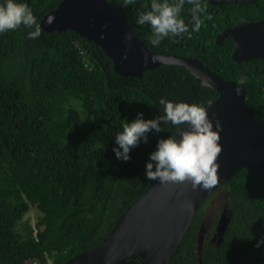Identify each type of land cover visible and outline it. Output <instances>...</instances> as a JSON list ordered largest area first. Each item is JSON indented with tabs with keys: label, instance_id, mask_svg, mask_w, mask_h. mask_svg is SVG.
<instances>
[{
	"label": "trees",
	"instance_id": "1",
	"mask_svg": "<svg viewBox=\"0 0 264 264\" xmlns=\"http://www.w3.org/2000/svg\"><path fill=\"white\" fill-rule=\"evenodd\" d=\"M151 50L200 60L224 79L244 83L245 104L255 117L264 118V61L232 59L234 41L217 35L229 27L264 17V0L207 5L204 19L193 32L187 2L180 13L189 33L150 43L149 25L137 16L150 10L151 0H107ZM27 4L37 22L61 0H14ZM163 2V0H160ZM174 0H169L173 3ZM6 0H0L4 5ZM34 28L21 25L0 33V264H64L75 254L101 242L115 222L153 182L146 164L159 139L175 136L177 127L162 124L130 150V159H117L115 134L139 113L145 120L163 115L161 97L172 102L208 105L218 91L201 84L190 69L159 65L141 77L118 74L102 48L71 30L46 31L29 39ZM154 163V162H153ZM155 170V164L153 166ZM226 191L231 219L219 245L204 243L197 250L203 206L199 207L168 264H264V179L240 168L220 191ZM40 211L34 227L19 228L31 206ZM208 238L212 236L209 232Z\"/></svg>",
	"mask_w": 264,
	"mask_h": 264
},
{
	"label": "water",
	"instance_id": "2",
	"mask_svg": "<svg viewBox=\"0 0 264 264\" xmlns=\"http://www.w3.org/2000/svg\"><path fill=\"white\" fill-rule=\"evenodd\" d=\"M253 1L209 0L212 4ZM49 16L55 18L51 24L47 23ZM40 26L46 31L71 30L93 41L111 59L118 74L141 77L147 69L177 64L190 69L202 85L218 91V97L203 106L213 121V130H217L216 120L221 124L218 184L210 190H193L189 182L162 185L159 179L153 180L127 206L99 244L75 254L64 264H168L209 195L243 167L264 178V119L250 113L242 86L240 94L236 95L235 81L223 79L196 58L149 49L124 21L120 9L107 0H61L42 18ZM129 35L130 40L126 39ZM228 36L235 44L233 60L261 58L264 61V17L225 29L217 36V41ZM182 128L186 129L187 124ZM229 218V210L221 211L215 233L218 245L223 240ZM205 230L206 227L201 226L197 234L199 255Z\"/></svg>",
	"mask_w": 264,
	"mask_h": 264
},
{
	"label": "clouds",
	"instance_id": "3",
	"mask_svg": "<svg viewBox=\"0 0 264 264\" xmlns=\"http://www.w3.org/2000/svg\"><path fill=\"white\" fill-rule=\"evenodd\" d=\"M186 2L192 5L190 9L191 23L194 25L192 31L199 32L201 26L204 24V19L211 20L213 18L211 14L207 13V5H202L201 0H174L173 3H169V0H163V2H160V0H151L150 10L142 11L138 14L136 23L141 26H150L152 35L149 39L154 47L159 46L161 41L166 37H177L184 33H189L188 25L180 18V13ZM135 3L136 0H123V7H128ZM202 13L204 14V19L201 18ZM54 19V17L49 16L47 23L51 24ZM21 25L25 28H34L33 31L28 33L29 39H35L41 35V26L28 5L16 3L14 0H6L4 5H0V33L16 30ZM190 35L191 33H189ZM126 39L130 40L131 36H126ZM223 39H220V43ZM245 80L246 77H241L238 82L235 81L237 83L235 89L236 95L240 94L241 86L244 88ZM159 104L163 107V115H159L155 119L145 120L143 113H139L134 121L125 123L122 131L115 134V142L119 146L113 148L115 156L117 159L129 160L131 158L129 155L130 150L137 147L141 140L147 143V134L149 132L155 131L159 133L164 131L165 129L161 125L171 123L177 127L179 139H177V135H171L167 139L158 140L156 150L150 153V162L146 164V178L149 180L159 179L162 185L169 183L184 184L189 182L193 190L212 189L219 182L217 158L222 151V146L218 143L221 139L219 135V130H221L219 120L215 122V128L217 130H213V121L209 118L207 110L198 104L172 102L163 97L159 99ZM213 116H215V113ZM185 124H187V128L183 129L182 126ZM154 164L155 170H153ZM216 190H218V193L208 202L214 198H218V196H221L223 201L216 204V208L211 213V217L207 216L206 210H202L203 213L200 215V221L203 218L205 225L207 223L211 224L209 232L212 231V236L213 233L217 232V222L216 226L212 224L215 213H218L220 216L221 211L229 210V221L232 215V210L228 207V202L225 198V189L220 191V187H218ZM228 224L224 234L228 229ZM207 228L208 226L206 230ZM209 238L207 236V240ZM260 244H264V238H261L256 246L259 247Z\"/></svg>",
	"mask_w": 264,
	"mask_h": 264
},
{
	"label": "rangeland",
	"instance_id": "4",
	"mask_svg": "<svg viewBox=\"0 0 264 264\" xmlns=\"http://www.w3.org/2000/svg\"><path fill=\"white\" fill-rule=\"evenodd\" d=\"M220 201H223V198L221 196H218V198L212 199L210 202H208L204 208L203 211H207V216L211 217L213 211L216 208V204ZM40 215V211L36 206H31L29 211L23 216L22 220L19 223V228L22 229L27 225H30L32 227L35 226L38 216ZM24 264H40L36 259H28L25 261ZM48 264H52L51 259H48Z\"/></svg>",
	"mask_w": 264,
	"mask_h": 264
},
{
	"label": "flooded vegetation",
	"instance_id": "5",
	"mask_svg": "<svg viewBox=\"0 0 264 264\" xmlns=\"http://www.w3.org/2000/svg\"><path fill=\"white\" fill-rule=\"evenodd\" d=\"M203 208H204V206H203ZM218 218H219L218 213H217V214L215 213V218H213V223H212V224H214L215 226H216V222H217ZM200 222H201L200 227H201V226H202V227H205V226L207 227V226H208L207 230L205 231L206 234H205V232L203 233V242H202V244H204L205 241H208L210 244L215 243V244L218 245V243H217V239H216V234H215V233H213V236L210 237L209 240H207V236H208L209 230L211 229V224H208V223H207V225H205V223H204V221H203V218H202V220H201ZM214 229H215V227H214ZM223 235H224V234H223Z\"/></svg>",
	"mask_w": 264,
	"mask_h": 264
}]
</instances>
